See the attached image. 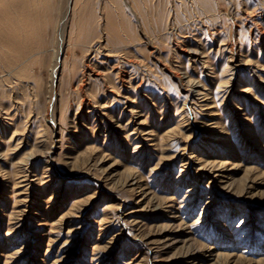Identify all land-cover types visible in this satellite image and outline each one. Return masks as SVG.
<instances>
[{
	"label": "rangeland",
	"instance_id": "rangeland-1",
	"mask_svg": "<svg viewBox=\"0 0 264 264\" xmlns=\"http://www.w3.org/2000/svg\"><path fill=\"white\" fill-rule=\"evenodd\" d=\"M0 264H264V0H0Z\"/></svg>",
	"mask_w": 264,
	"mask_h": 264
}]
</instances>
